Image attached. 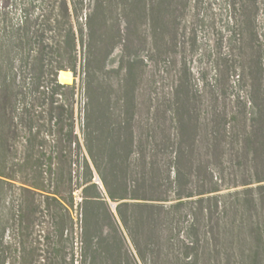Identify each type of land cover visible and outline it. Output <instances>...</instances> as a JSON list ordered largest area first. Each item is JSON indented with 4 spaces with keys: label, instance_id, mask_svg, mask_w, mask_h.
<instances>
[{
    "label": "trees",
    "instance_id": "obj_1",
    "mask_svg": "<svg viewBox=\"0 0 264 264\" xmlns=\"http://www.w3.org/2000/svg\"><path fill=\"white\" fill-rule=\"evenodd\" d=\"M243 2L233 0V7ZM170 5L171 0H0V165L20 155L21 182L36 203L25 220L29 248L22 264L230 260L215 241L241 223L225 219L231 193L211 194L218 189L201 176L209 173L197 158L202 112L191 103L188 85L175 87L167 104L149 96L141 115L132 27L144 19L155 28L156 21L165 22L162 13ZM262 15L264 20V7ZM261 37L264 42V25ZM139 38L149 43L152 35L144 30ZM119 46L123 52L115 61ZM70 71L71 83L61 79ZM78 92L84 98L80 136ZM214 114L208 147L223 148L231 120L249 121L245 133L255 141L253 154L264 158V91L242 107L215 108ZM3 177L10 178L0 170ZM241 193L249 209L264 208L253 194L234 192ZM263 215L250 224L260 244ZM2 245L1 240V254ZM232 259L239 263L244 257ZM5 262L3 254L0 264Z\"/></svg>",
    "mask_w": 264,
    "mask_h": 264
},
{
    "label": "rangeland",
    "instance_id": "obj_2",
    "mask_svg": "<svg viewBox=\"0 0 264 264\" xmlns=\"http://www.w3.org/2000/svg\"><path fill=\"white\" fill-rule=\"evenodd\" d=\"M232 2L171 0L169 8L162 13L165 22L156 21L155 28L153 22L139 19L136 27H132L139 59L137 72L141 74L137 86L142 93L141 115L144 117L149 96H156L158 101L167 104L166 100L175 87L188 85L191 103L199 106L202 112L197 123V137L201 144L197 158L200 163H207L209 173L204 175L201 172V176L208 186L218 189L211 194L231 193L226 199L233 201V206L225 214V219L229 224L241 223L214 240L217 249L226 250L231 256L222 264H264V241L263 244L258 242L250 225L252 220L260 219L264 208H259L256 213L249 209L251 204L244 200L246 197L242 193L239 197L234 194L235 191H245L246 196L253 194L264 207V158L253 154L255 141L252 142L253 138L245 133L250 129V122L231 120L228 128L231 133L223 141V148L213 146V143L208 147L207 141L214 127L215 108L242 107L246 99L264 91V42L261 37L264 0H244L243 5L236 3L235 7ZM144 30L152 35L149 43H143L139 38ZM122 52L123 48L117 47L113 59L118 61ZM61 79L70 83L71 73L63 74ZM83 99L78 92L75 117L79 136ZM261 139L264 145V139ZM19 159L17 154V158L0 165V170L10 177H3L0 181V241H3L5 264H22L26 257L24 248L29 246L25 220L36 204L24 190ZM93 175L96 181V171ZM99 184L102 186L101 182ZM79 191L74 193L75 201L80 199ZM111 205L115 203L111 202ZM257 246L261 253L253 256ZM73 252L77 259V242ZM69 253L72 250H67V256ZM3 254L0 253V259ZM232 254H240L244 260L235 263ZM74 264L79 261L75 260Z\"/></svg>",
    "mask_w": 264,
    "mask_h": 264
},
{
    "label": "water",
    "instance_id": "obj_3",
    "mask_svg": "<svg viewBox=\"0 0 264 264\" xmlns=\"http://www.w3.org/2000/svg\"><path fill=\"white\" fill-rule=\"evenodd\" d=\"M60 72H61V71L58 72V79H59V73H60ZM71 76H72V80H73L72 72H71ZM72 80H71V82H72ZM71 82H70V83H71ZM96 182H97V183L101 182V180H100V178H99L98 176H97Z\"/></svg>",
    "mask_w": 264,
    "mask_h": 264
}]
</instances>
